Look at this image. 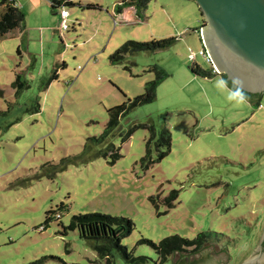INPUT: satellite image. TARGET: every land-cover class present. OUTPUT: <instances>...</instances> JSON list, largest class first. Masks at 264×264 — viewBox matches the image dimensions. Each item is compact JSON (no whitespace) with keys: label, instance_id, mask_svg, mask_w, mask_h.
<instances>
[{"label":"rangeland","instance_id":"obj_1","mask_svg":"<svg viewBox=\"0 0 264 264\" xmlns=\"http://www.w3.org/2000/svg\"><path fill=\"white\" fill-rule=\"evenodd\" d=\"M70 1L75 6L65 9L70 15L64 18L49 0H18L26 29L0 39V112L17 102L12 87L17 73L30 84L19 105L39 96L42 106L7 132L0 129V264L43 258V264H103L77 231L64 234L74 216L96 213L132 220L134 231L122 244L136 257H148L147 264L160 262L141 241L194 240L201 233L211 236L201 250L214 245L230 257L228 264H244L264 234V93L259 108L232 95L221 76H193L194 64L213 68L201 53L203 19L193 1L184 3L192 6L186 11L172 0H151L140 25L116 15L120 0ZM170 3L175 5L168 8ZM89 4L102 11L84 9ZM176 21H192V26L176 33ZM173 37L179 40L170 49L129 56L125 65L109 61L128 41ZM152 66L169 76L154 103L122 119L119 133L138 124L167 127L171 154L149 169L142 167L149 133L139 129L125 143L115 138L123 158L113 166L96 159L70 166L54 180L42 177L52 171L44 167L48 162L80 154L86 139L103 132L108 109L144 94L146 84L156 79ZM174 190L180 196L168 209L161 199ZM158 196L156 206L151 198ZM62 204V217L44 226L47 214ZM115 262L128 264L121 256Z\"/></svg>","mask_w":264,"mask_h":264},{"label":"trees","instance_id":"obj_2","mask_svg":"<svg viewBox=\"0 0 264 264\" xmlns=\"http://www.w3.org/2000/svg\"><path fill=\"white\" fill-rule=\"evenodd\" d=\"M54 11L58 8L64 10L69 7H74L75 3L70 0H49ZM151 0H123L116 6V13L121 15L126 8H134L138 19H143L146 15L148 5ZM64 5V6H63ZM82 8L83 6L80 5ZM84 8V7H83ZM84 9L101 11V7L93 4L85 6ZM62 12V11H61ZM202 18V12L199 9ZM203 19V18H202ZM26 14L23 9L16 3L15 0H0V39H7L16 31L21 33L25 31ZM204 24V21H203ZM198 31V30H194ZM179 38L152 40L150 42L142 43L136 41H128L119 47L114 54L110 56L109 61L113 65H125L129 56H135L141 53H156L170 49L177 43ZM18 54L21 55L20 48ZM35 63L36 58H32ZM125 69L131 71L129 66ZM191 72L194 77L203 79H214L219 76L214 72L213 68L209 71L203 70L200 66L194 64L191 66ZM156 75V79L146 84L144 94L134 99H128L126 103L121 106L108 109L109 120L103 132L99 136H94L86 139L82 147V151L78 155H73L63 158L58 164L47 163L44 167L52 169L51 172L43 175L50 180L58 177V174L68 170L70 166L88 165L96 159L108 160L109 165H115L123 158L121 148L114 143L115 138L120 136L123 143L127 142L135 133L136 130L144 129L149 133V139L146 142V153L141 160L142 167L149 169L151 166L162 162L171 154L172 151V134L167 127L159 129L155 124H138L130 128L126 133L120 134L119 129L121 121L134 110L154 103L157 100V91L159 86L169 76L162 68L152 66L149 70ZM225 84L231 88L236 94L251 102L254 106L260 107L263 99V94H250L236 87L231 81H228L226 75L221 76ZM56 80V76L52 77L50 81ZM12 87L15 90V97L17 102L9 103L6 111L0 112V129L7 132L13 126L19 124L25 115H36L42 110L40 97L32 99L28 105L21 107L18 101L23 96L24 92L30 89V84L26 79L24 73H17ZM153 147L156 149L157 157L153 158ZM180 196V191H172L167 198L161 199L168 209L176 206ZM157 198L152 197L151 201L157 206ZM66 207L62 204L57 211H50L47 214L45 221L46 227L53 222V219L62 217L60 214ZM135 224L132 220L123 217H112L102 214H86L74 216L70 224L64 227V234L68 232H78L79 237L86 242L92 244L94 251L103 264H116V256H121L128 264H147L150 259L145 256L136 257L134 252L123 246L122 242L133 233ZM210 234L201 233L194 240L183 239L180 236L168 237L158 244L143 240L139 244H147L152 247L160 264H166L169 259L181 253H198L209 241ZM45 259L33 262L31 264H43Z\"/></svg>","mask_w":264,"mask_h":264},{"label":"water","instance_id":"obj_3","mask_svg":"<svg viewBox=\"0 0 264 264\" xmlns=\"http://www.w3.org/2000/svg\"><path fill=\"white\" fill-rule=\"evenodd\" d=\"M191 1L202 12L204 24L200 34L216 73L226 75L244 92L263 94L264 0ZM229 260L214 245L196 255L171 258L172 264H228ZM244 264H264V234L258 249Z\"/></svg>","mask_w":264,"mask_h":264},{"label":"crops","instance_id":"obj_4","mask_svg":"<svg viewBox=\"0 0 264 264\" xmlns=\"http://www.w3.org/2000/svg\"><path fill=\"white\" fill-rule=\"evenodd\" d=\"M16 1V3L18 4V0H15ZM123 0H120L119 2H117L116 3V5H115V8H114V12L116 13V6L117 5H119L121 2H122ZM172 1H175L174 3H176V4H178L179 6H181V9L182 8H184L185 6V10L186 11H189V10H191L192 8V6L191 5H188V4H184L185 2H188V1H191V0H172ZM178 1H180V2H178ZM184 1V2H183ZM195 3V2H194ZM196 4V3H195ZM93 5H95V4H93ZM175 4H172V3H170L169 4V6L168 5H166V6H168V8H170V7H173ZM197 5V4H196ZM98 6V5H97ZM84 7V6H83ZM82 7V8H83ZM162 8H163V10H165V9H167L165 6H162ZM197 8H198V6H197ZM101 11H102V7H101ZM165 12V11H164ZM198 12H199V8H198ZM116 15L120 18V19H127L128 21H133V22H131L132 24H135V23H137V22H139V25L140 24H142V20L141 19H138L137 18V16H136V12H135V9L134 8H126V9H124V11H123V13L121 14V15H119V14H117L116 13ZM146 16V15H145ZM147 24H149V26H152V22H151V18H149V19H147ZM183 24V25H182ZM176 26H178V28L179 29H175L174 28V30H176V33L177 32H180V34L181 33H184V32H186V30L188 29V28H190L191 26H192V21H189V22H183V23H181V25L179 24V22H177L176 21ZM189 30V29H188ZM200 31V30H199ZM179 34V33H178ZM196 59V58H195ZM215 79V78H214ZM208 80H210V79H208ZM213 80V79H212ZM225 83V82H224ZM226 85V84H225ZM226 89H228V91L232 94V95H234L235 97H237V99H242V100H245L244 98H242L241 96H239L238 94H236L234 91H232L230 88H228V86L226 85ZM253 105V104H252ZM260 108V107H259Z\"/></svg>","mask_w":264,"mask_h":264},{"label":"built area","instance_id":"obj_5","mask_svg":"<svg viewBox=\"0 0 264 264\" xmlns=\"http://www.w3.org/2000/svg\"><path fill=\"white\" fill-rule=\"evenodd\" d=\"M62 15H63L64 18H67V17L70 15V12H69L68 10L66 11V10L63 9V10H62ZM64 28H65V29H68V26L65 25ZM201 53H202V55L208 57V55H207V53H206L205 50H203ZM192 58L195 59V57H192Z\"/></svg>","mask_w":264,"mask_h":264},{"label":"clouds","instance_id":"obj_6","mask_svg":"<svg viewBox=\"0 0 264 264\" xmlns=\"http://www.w3.org/2000/svg\"><path fill=\"white\" fill-rule=\"evenodd\" d=\"M205 50V49H204ZM206 51V50H205ZM207 53V52H206ZM211 63V62H210ZM213 70H214V68H213ZM214 72L216 73V71L214 70Z\"/></svg>","mask_w":264,"mask_h":264}]
</instances>
